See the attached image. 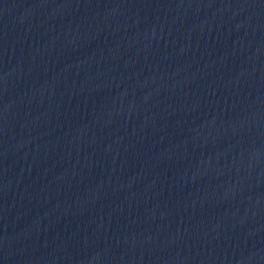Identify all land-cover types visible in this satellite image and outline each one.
<instances>
[{"label": "water", "instance_id": "95a60500", "mask_svg": "<svg viewBox=\"0 0 264 264\" xmlns=\"http://www.w3.org/2000/svg\"><path fill=\"white\" fill-rule=\"evenodd\" d=\"M0 264H264V0H0Z\"/></svg>", "mask_w": 264, "mask_h": 264}]
</instances>
